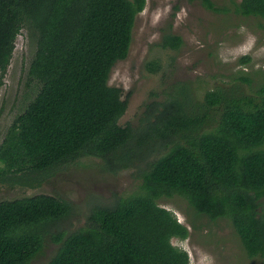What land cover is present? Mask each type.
<instances>
[{"label":"trees","instance_id":"16d2710c","mask_svg":"<svg viewBox=\"0 0 264 264\" xmlns=\"http://www.w3.org/2000/svg\"><path fill=\"white\" fill-rule=\"evenodd\" d=\"M200 1L216 12L264 17V0ZM146 2L0 0V85L24 27L36 36L29 75L40 83L0 144L4 178L32 182L82 156L127 165L130 147L153 141L163 149L145 161L139 191L94 206L82 226L54 234L60 245L45 264H189L188 252L171 239H186L190 230L159 203L174 194L196 214L227 218L247 254L264 256V77L259 103L239 84L209 89L201 99L183 83L158 106L147 104L141 128L119 123L127 98L108 80L129 52ZM182 43L168 32L159 45ZM148 67L160 65L152 60ZM210 109L219 115L216 125ZM72 207L44 193L0 200V264H29L48 228Z\"/></svg>","mask_w":264,"mask_h":264},{"label":"rangeland","instance_id":"374dc122","mask_svg":"<svg viewBox=\"0 0 264 264\" xmlns=\"http://www.w3.org/2000/svg\"><path fill=\"white\" fill-rule=\"evenodd\" d=\"M213 1L219 5L228 2ZM168 32L182 37L178 49L159 45ZM36 47V36L24 27L0 85V144L12 121L40 86L29 75ZM152 60L159 63L158 69L148 67ZM242 76L248 80H241ZM263 77L264 17L216 12L200 0H147L136 16L129 52L114 64L108 83L120 87L122 98H127V109L119 123L141 128L147 104L158 106L176 93L180 84H190L195 88L194 95L201 99L209 89L239 84L259 103L256 90ZM212 112L210 122L216 125L219 115ZM150 143L144 149L130 147L132 159L127 165L115 162L110 167L100 157L82 156L32 182L10 180L0 174V200L44 193L65 198L73 206L67 217L48 228L42 250L29 264L48 262L60 245L54 234H68L82 226L94 206L139 191L145 161L163 153L155 141ZM159 203L172 210L190 230L186 239H171L188 252L189 264H264V256L247 254L227 218L212 220L196 214L178 194L162 197Z\"/></svg>","mask_w":264,"mask_h":264}]
</instances>
